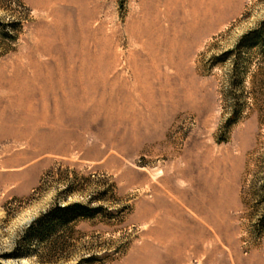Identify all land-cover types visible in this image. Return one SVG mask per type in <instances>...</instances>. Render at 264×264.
I'll list each match as a JSON object with an SVG mask.
<instances>
[{
	"label": "rangeland",
	"instance_id": "374dc122",
	"mask_svg": "<svg viewBox=\"0 0 264 264\" xmlns=\"http://www.w3.org/2000/svg\"><path fill=\"white\" fill-rule=\"evenodd\" d=\"M42 1L0 0V262L82 203L56 264H264V0Z\"/></svg>",
	"mask_w": 264,
	"mask_h": 264
},
{
	"label": "trees",
	"instance_id": "16d2710c",
	"mask_svg": "<svg viewBox=\"0 0 264 264\" xmlns=\"http://www.w3.org/2000/svg\"><path fill=\"white\" fill-rule=\"evenodd\" d=\"M264 32V24L259 34ZM258 33L243 37L239 46L253 48L252 41L260 40ZM5 38L14 40L11 32L4 33ZM100 209H94L82 203L69 205L56 204L34 220L20 235L11 253L2 256L5 262L36 258L41 264H56L69 260L74 247L71 241L76 227L83 220L93 219ZM94 257L81 259L77 264H89ZM0 264H6L0 262Z\"/></svg>",
	"mask_w": 264,
	"mask_h": 264
},
{
	"label": "bare ground",
	"instance_id": "6f19581e",
	"mask_svg": "<svg viewBox=\"0 0 264 264\" xmlns=\"http://www.w3.org/2000/svg\"><path fill=\"white\" fill-rule=\"evenodd\" d=\"M52 1H54V0H43L42 1V3L44 2V3H46V4H50V3H52ZM184 1H192V2H194V3H202V0H184ZM204 2H206L205 0H204ZM45 4V5H46ZM48 6V5H47ZM49 7V6H48ZM203 13H204V15L205 16H207L208 15V13H207V11H206V9L203 11ZM179 193V192H178ZM184 197V196H183ZM186 197V196H185ZM186 199V198H185ZM200 209V208H199ZM198 210V209H197Z\"/></svg>",
	"mask_w": 264,
	"mask_h": 264
}]
</instances>
